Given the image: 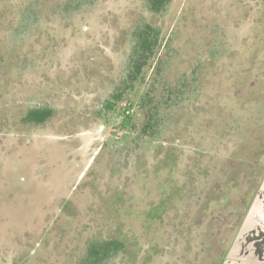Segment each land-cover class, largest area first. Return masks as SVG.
Wrapping results in <instances>:
<instances>
[{
    "label": "rangeland",
    "instance_id": "obj_1",
    "mask_svg": "<svg viewBox=\"0 0 264 264\" xmlns=\"http://www.w3.org/2000/svg\"><path fill=\"white\" fill-rule=\"evenodd\" d=\"M145 4L0 0V264H79L99 238L127 245L108 264H222L264 179V0ZM146 22L160 61L108 111Z\"/></svg>",
    "mask_w": 264,
    "mask_h": 264
},
{
    "label": "trees",
    "instance_id": "obj_2",
    "mask_svg": "<svg viewBox=\"0 0 264 264\" xmlns=\"http://www.w3.org/2000/svg\"><path fill=\"white\" fill-rule=\"evenodd\" d=\"M144 2L150 12L158 14L168 8L172 0H144ZM131 38L132 46L127 62L126 75L120 80L111 97L106 100L105 109H108V111L116 110V106L124 99L126 94L133 89L135 83L143 78L144 72L150 67L152 60L159 59L158 61H160L159 49L162 42L160 28L148 22L136 24L131 32ZM158 61L155 68L158 74L164 79L162 67L158 64ZM168 86L170 89L172 88L170 96L177 95L172 85ZM163 87L167 91L168 87L165 82L163 83ZM154 92L155 89L153 93ZM150 96L151 94H147L146 98L148 99L144 98L140 103L141 109L146 113V120L140 128L141 133L145 137L156 136L159 126L158 117L161 106L157 104L158 101L151 100ZM153 98H156V96ZM52 114L53 110L49 107L31 108L22 119L25 123L41 125L44 124ZM123 122L124 125L129 124L127 119H124ZM125 248H127V245L123 240L118 238L96 239L89 243L85 255L79 264H108L110 259L118 256Z\"/></svg>",
    "mask_w": 264,
    "mask_h": 264
},
{
    "label": "crops",
    "instance_id": "obj_3",
    "mask_svg": "<svg viewBox=\"0 0 264 264\" xmlns=\"http://www.w3.org/2000/svg\"><path fill=\"white\" fill-rule=\"evenodd\" d=\"M222 264H264V179L243 213Z\"/></svg>",
    "mask_w": 264,
    "mask_h": 264
},
{
    "label": "built area",
    "instance_id": "obj_4",
    "mask_svg": "<svg viewBox=\"0 0 264 264\" xmlns=\"http://www.w3.org/2000/svg\"><path fill=\"white\" fill-rule=\"evenodd\" d=\"M128 113H130V112H128ZM120 132V131H119Z\"/></svg>",
    "mask_w": 264,
    "mask_h": 264
}]
</instances>
